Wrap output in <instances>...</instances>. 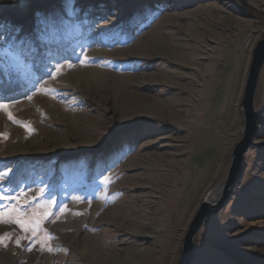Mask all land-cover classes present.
<instances>
[{
    "label": "rangeland",
    "instance_id": "1",
    "mask_svg": "<svg viewBox=\"0 0 264 264\" xmlns=\"http://www.w3.org/2000/svg\"><path fill=\"white\" fill-rule=\"evenodd\" d=\"M161 38L181 50L176 119L137 103L161 90L145 75L167 59L139 45ZM261 38L264 0H0V171L10 170L0 179V264H49L51 253L60 261L56 242L70 225L116 198L123 174L143 170L145 191L173 201L168 225L119 243L114 264L143 260L178 219L163 264H179L190 220L242 136L240 100ZM97 72L102 83L80 79ZM175 92L167 86L159 100ZM254 107L257 131L241 173L196 233L191 264H264V64ZM139 250L147 254L137 258Z\"/></svg>",
    "mask_w": 264,
    "mask_h": 264
},
{
    "label": "bare ground",
    "instance_id": "2",
    "mask_svg": "<svg viewBox=\"0 0 264 264\" xmlns=\"http://www.w3.org/2000/svg\"><path fill=\"white\" fill-rule=\"evenodd\" d=\"M144 42L145 39L139 46H142L145 51H147L146 49H151L153 54L164 55L167 59L161 57L160 60H162V62L158 63L157 67L153 68L155 71L145 75V77L152 82L149 84L151 87L157 86L161 88V90L156 91V89L152 91L153 96L150 97V99L144 102H137L138 107L141 109L145 106H151L155 112L162 115L164 114L171 119H176L178 111V100L176 96L179 93L177 90L179 87L177 86V81L179 80L180 73L177 72V68H174V66L177 65L175 59H178L179 51L181 52L180 47L170 42L164 43L162 38L161 40H157L156 45L153 39L148 40L145 44ZM166 61L173 66L171 69H165L166 64L161 67ZM90 77L88 78L85 74L80 75V79L87 82V86L90 82L91 84H95L96 82L102 83L105 80L98 72L93 77ZM189 77L190 74L184 78L186 79L185 88L190 83L188 82L189 80H187ZM110 80L115 82L114 77H110ZM167 86L176 92L172 94L171 97L159 100L158 96H160L161 92H163ZM189 90V88H186L183 91L184 94H189ZM124 101L126 104L130 103L128 95H124ZM128 165H130L129 168L137 166L134 161ZM142 172L143 173H135L127 177L123 174L121 181L118 183V191L121 192L117 194L116 198L110 200L107 205L100 202L96 207L89 208L88 212L79 218V223L76 225L71 224L69 227L71 231L69 230L62 239H59L60 241L57 240L58 242H56L60 243L63 247L62 258L60 261L55 262L54 257L56 255L51 253L49 264H107L108 262L114 264L113 252L117 249L119 243H123V241L127 239L130 240L128 244H138L141 240V231L143 229L149 230L154 229L156 226H160L158 230L161 231L162 228H165V226L168 225L164 217L165 211L168 209V206L172 205L173 201L164 202V200H156V197L153 195L155 188L154 190L150 188L149 191H145V187L143 188L142 184L148 181L149 178H146V170ZM173 172L169 173L168 171V173L172 175V179H174L173 177L175 176ZM221 185L222 180L205 198L215 201L220 195ZM178 225L179 219L172 225L174 226V230L168 235L164 234L161 241L154 238L153 240L155 243L154 246L151 247V252L145 256L143 260H138L137 264H163L164 261H166V257L172 254V249L176 243L175 236L179 233L177 232ZM84 226L85 233L82 234L83 236L78 237L76 232L80 227L83 228ZM172 226L170 228H172ZM143 251L144 250H139L136 255L137 258L147 254Z\"/></svg>",
    "mask_w": 264,
    "mask_h": 264
},
{
    "label": "water",
    "instance_id": "3",
    "mask_svg": "<svg viewBox=\"0 0 264 264\" xmlns=\"http://www.w3.org/2000/svg\"><path fill=\"white\" fill-rule=\"evenodd\" d=\"M264 64V38L259 39L252 50V57L245 81L243 95L240 100L243 112V132L240 139L234 144L231 151V161L226 175L222 180L219 197L215 201L208 200L204 196L199 203L193 217L190 220L188 228L181 244V255L179 264H191L194 252V238L200 226L206 218L218 212L228 199L230 188L235 183L241 173L244 155L249 148L255 133L257 131L256 110L254 107V96L260 70Z\"/></svg>",
    "mask_w": 264,
    "mask_h": 264
},
{
    "label": "snow or ice",
    "instance_id": "4",
    "mask_svg": "<svg viewBox=\"0 0 264 264\" xmlns=\"http://www.w3.org/2000/svg\"><path fill=\"white\" fill-rule=\"evenodd\" d=\"M57 67H59V65H57ZM29 99H30V97H29ZM5 105L3 104V103H0V108H3ZM9 118L11 119L12 117H11V115L9 116ZM0 135H3V134H0ZM7 166L5 165V168H6ZM8 171H10V170H5V171H0V179H3L5 176H7L8 175ZM26 202V201H25ZM16 223H20V221H15ZM23 226V225H22ZM39 228V224H37L36 225V229H38ZM33 234L35 235V231L33 232ZM3 242V237H0V243H2ZM17 244H19V240H17ZM49 250H51V248H49Z\"/></svg>",
    "mask_w": 264,
    "mask_h": 264
},
{
    "label": "trees",
    "instance_id": "5",
    "mask_svg": "<svg viewBox=\"0 0 264 264\" xmlns=\"http://www.w3.org/2000/svg\"><path fill=\"white\" fill-rule=\"evenodd\" d=\"M244 7H245V6H243V8H244ZM253 12H254V11H253ZM11 15H12L13 18L18 19V20H21L20 17L15 16V15H13V14H11ZM27 19H28V18H26L25 21H27ZM3 91H4V92H7L6 95H8V94H9V95H13V93H15V92H10L9 90L6 91L5 89H4Z\"/></svg>",
    "mask_w": 264,
    "mask_h": 264
}]
</instances>
